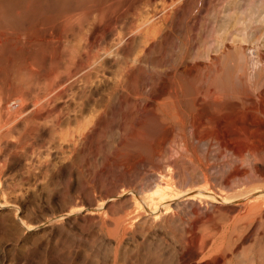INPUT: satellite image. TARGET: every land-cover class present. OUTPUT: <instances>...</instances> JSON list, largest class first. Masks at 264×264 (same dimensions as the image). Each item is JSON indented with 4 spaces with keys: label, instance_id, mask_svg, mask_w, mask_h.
Masks as SVG:
<instances>
[{
    "label": "rangeland",
    "instance_id": "rangeland-1",
    "mask_svg": "<svg viewBox=\"0 0 264 264\" xmlns=\"http://www.w3.org/2000/svg\"><path fill=\"white\" fill-rule=\"evenodd\" d=\"M200 2L169 0L172 7L163 10L159 0H137L112 8L97 21L88 56L84 43H78V27L42 30L37 45L21 52V42L9 36L13 42H8L0 60L1 98L10 87L3 83L5 76L15 77L4 75L5 71L21 63H40L36 69L42 80L54 66L62 88H56L60 91L42 108L32 96L19 111L13 110L14 102L24 96L3 102L11 103L13 107L7 108L16 113L13 124L1 121L0 127V264H175L187 230L195 225L199 236H221L230 219L244 215L239 213V201H248L252 191H264L259 176L264 175V160H237L217 138L240 128L253 132L244 126L248 120L244 113L230 104L204 115L195 110L193 123L206 125V134L192 135L188 123L187 142L176 126L153 119L164 101L199 100L203 80H264V71L260 76L258 70L264 65V53L258 54L260 49L264 52V29L254 33L242 15L256 10L255 25L264 28V0H229L217 11L210 9L215 3L203 0L201 10L210 13L212 23L205 30L194 22ZM149 12H158L154 27L138 33L136 26ZM251 45L258 50L248 49ZM37 48L40 58L33 61L29 51ZM70 63L85 66L70 75L62 73L64 69L59 73ZM188 142L190 148L185 150ZM241 169L244 173L238 176L232 173ZM204 172L219 191H224V178L234 174L240 195L227 200L205 198L198 215L179 209L157 219L153 210H145L142 201L156 190L149 186L151 177L160 180L161 174H168L158 190L169 192L168 188L176 191L203 184ZM245 184L248 188L241 190ZM182 196L163 204L161 212L184 200ZM252 231H239L231 243L228 239L220 264H246L264 248L263 235Z\"/></svg>",
    "mask_w": 264,
    "mask_h": 264
},
{
    "label": "bare ground",
    "instance_id": "bare-ground-1",
    "mask_svg": "<svg viewBox=\"0 0 264 264\" xmlns=\"http://www.w3.org/2000/svg\"><path fill=\"white\" fill-rule=\"evenodd\" d=\"M135 1L137 0H0V54L2 53V55H0V60H1V57L3 56V52H4L3 49L6 50L7 47H10L8 42H13L11 40L9 41V36H13L10 38L18 39L21 42L20 47H18V51L21 52V51H25L24 49L26 46L34 48L37 45V42L40 39L38 38L39 32L41 33L42 30L49 31V28L52 29L57 26H59L62 31H65V30L68 31L69 29H73L74 27L80 28L81 34L79 35L78 43L79 44H81L82 42L84 43V48L86 49L84 50V52H85V55L88 56L89 55L87 54L89 53L87 51L88 41L91 38L94 28L97 26V21H99V19L102 18L104 16V13L107 12L108 10L112 8L121 9L122 7L130 6ZM168 1L169 0H159V2H162L163 10H166L168 7L170 8L172 7V4L171 6L168 5L170 4V3H167ZM170 1L173 4H175L177 2H180L181 0H170ZM200 1L203 2V0H200ZM201 2L198 5V10H197L198 14L195 16L196 19L194 20V22L196 24H199L200 28L203 27V30H205L207 29L208 26L212 25V23L209 24L210 13L202 12L201 9L203 8L204 3H201ZM228 2L229 0H211V3H215L216 5L215 4L211 5L210 9L212 10L214 9L217 11L218 9H220L219 5H224L225 3H228ZM148 10H150V7L148 8ZM188 12H190V14H195V11H191V9H189ZM255 13H256V10H253L251 13H248L246 11V12H243L242 15L245 16V21L246 20L249 21L247 27L253 30L254 33L258 34L259 30H263L264 28L262 27V25H255L256 21H254L253 16H252ZM157 14L158 12L154 14L149 12L146 18L142 21V23H139L136 26L135 30L137 32L138 31L149 32L150 29L154 27L155 23H153V21L157 19L158 17ZM239 22L240 20L237 19L236 23L239 24ZM249 48L258 50V48L253 45L249 46L248 49ZM262 53H264L263 50L262 51L261 49L258 50V54H262ZM29 54L32 57L33 61H35L36 58H38L37 60H39L40 58V51L38 50V48L36 51L35 49L33 51H29ZM39 64L40 63H30V64L21 63L18 67L14 68L12 71L10 72L5 71L8 73H5L4 75L6 74L9 75L11 73V75H15V77L9 80V78L5 76V80L3 82L5 84H8V86L10 87H9L7 94L3 98L0 97V114H2V117H0V127L2 125L1 121L6 122L8 125H11L15 122L13 115L16 112H13L8 109V108L13 107L12 104L9 103L7 105L8 108L7 106H5V103L3 105V102H5L6 99H8V97L10 96H16V97L24 96L25 97L23 101H20L19 98L18 99L16 98L14 102V105H15L13 109L14 111L23 110V107L26 104V100L28 99L29 96H32L34 99L37 98L38 107L42 108L45 106L46 102H50V100L53 99L55 94L58 93L60 89L62 88L60 85L57 84V80H59L60 75H56L54 66L48 72V75L46 76V78L42 80V78L38 76V70L36 69ZM84 66L85 65L81 63H70L64 67H60L59 73H61L62 69H64L65 71L62 73L70 75L71 72H73L75 69H82ZM258 70H259V75L261 76L264 71V65L262 67L260 66ZM38 80H42V82ZM203 82H201V87H200L201 89L197 91L200 101L193 98L192 100L185 102V100L183 101V100H180L179 98L174 97V99H172L171 101L169 102L164 101V103H162L161 105L160 104L158 105V108L155 109L156 112L155 111L153 112L154 113L153 119L158 123H164V124L170 123L171 125L176 126L178 128V131H180L182 134L180 136L184 139V141H186L185 128L188 123H192V126H191L192 135L196 136L199 132H201L202 134H206L205 132L206 125L204 124L196 125L195 123H193L194 122L193 119H195V116L193 113L195 110L196 111L199 110V113L201 112L204 115V114L213 113L217 111L219 108H223V106L230 104L236 111H239V113L242 112L244 113V115H246L248 120L245 124L244 123L243 124L244 126L251 127L252 130L254 131L251 132V130L248 131L246 129L248 131L246 132L242 130L243 128H240V130L237 129L236 133L233 132L232 135L231 134L220 135V136L217 135V138L219 137L220 141H222V143L224 142L225 148L227 147L233 153H235L237 160L244 161V158H248V159L250 158L253 161H255V163L262 162L264 160V80H262L261 77L260 78L256 77V78L249 79V80L242 79L240 81L222 80V81H213L209 83L207 81L205 83ZM135 84H137V82ZM56 88H60V89L56 91ZM176 89L178 90V88ZM1 103L3 106L1 105ZM75 113H76V110H75ZM210 119L212 121L214 120L212 118ZM8 125H6V127ZM3 128L4 127L2 126V129ZM11 128H13V126L10 127L9 129ZM4 129L1 130V132L3 134H6L5 133L6 130ZM205 138L206 137H204V139ZM188 140L189 139H187V141ZM183 144L185 145V142H183ZM184 145H183V149H184ZM187 146H189V142L186 144V147ZM189 148L187 147L185 150H188ZM240 172H242V169L241 171L237 170L232 173L237 174L236 176H238L239 174H241ZM171 174H172L171 175L172 177L175 173L171 172ZM203 174H204L203 184L200 185L198 183L199 184L198 186L196 184L195 186L196 188L193 187L192 185L191 187H189L190 185H188V188L186 187L182 190L179 189L176 191L172 190L173 188L172 189L168 188L169 192L162 191L164 190L163 188L162 190H158L159 187H161V184L165 183L164 177H166V175L168 176V174H164L165 176L161 174L162 177H160V180H158L159 179L158 176H157L158 179H156L155 177H151V179L149 180V186H152V187L155 186L156 190L154 194L146 195L144 200L143 201L141 200L142 203L144 204L145 210L147 211L153 210L152 212L155 214L154 218H157V219L160 218V216H162L163 214L171 213L172 211L174 212V210H179V209H183L184 212L190 211L191 213L198 215L199 211L203 210L202 207L204 206L202 205L203 204L202 200L205 198H212V199L214 198L215 200L224 198L227 200L233 197H235L236 199L240 195V192H238L240 191L239 189L240 187L238 188L239 189L238 190L236 183L234 182L235 180H233L232 178L233 176L235 177L234 174H230L231 175L230 177L226 176L224 178L222 185H224L225 188H224V191L222 190L223 192L215 189V187L213 186V183H211L209 178H207V176L205 175V172ZM259 176L261 177L260 181H264V178H263L264 175L259 174ZM193 177L191 179H194ZM236 181H238V179ZM188 182H190L189 179H188ZM222 185H221V188H222ZM246 188L248 187L245 184V186L241 187V190H244ZM225 190H227L228 192H226ZM152 191L154 192V189H152ZM146 193H149V191L145 192L144 194ZM182 194L183 196H185L184 200L179 202L174 207H172L171 205L167 206V208L165 209V212L163 213L161 212L160 208L162 207L163 204L165 205V203H169V201L172 200L173 198L177 199L178 196L180 197ZM243 195H247V193H242V196ZM249 195L250 196H247L245 199L248 201H245V202L239 201L238 203V206H240L241 208L240 210L238 209L240 212L239 211L237 212L244 213V215L237 216L236 218H233V220L230 219L231 222L229 221L230 223L224 226V232L221 236H216V234H210V233L204 234L205 232H202V234L204 235L199 236L195 232L196 230L195 225H194V228L192 227L191 230L190 229L187 230L185 233V236L183 237L184 249L178 256V259H177L178 261L175 264H220L224 260L226 251L228 249L227 247L228 239L230 240L229 243H231V240H233L234 235H236V233H240L239 231H242L244 233V232L249 231L250 228H252L253 229L252 233L257 234V235L262 234L263 236L261 239H263L264 238V191L263 192L259 190L258 192L252 191V193H250ZM242 198L244 199V197ZM143 204H140V206L143 207ZM138 213L140 212L138 211ZM156 213H158V215H156ZM243 233L241 234V236L243 235ZM247 259L248 260L246 264H264V248L257 250L255 254L251 256V258H247Z\"/></svg>",
    "mask_w": 264,
    "mask_h": 264
}]
</instances>
